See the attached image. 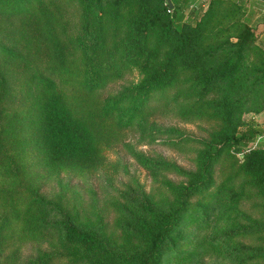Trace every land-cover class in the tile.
<instances>
[{"label":"trees","instance_id":"16d2710c","mask_svg":"<svg viewBox=\"0 0 264 264\" xmlns=\"http://www.w3.org/2000/svg\"><path fill=\"white\" fill-rule=\"evenodd\" d=\"M73 1L80 14L71 31L66 14ZM191 2L0 0V110L16 95L21 76L25 98H31L26 108L5 111L6 123L0 125V256L9 264H19L21 252L13 248L19 232H53L82 254L78 259L42 250L25 264H161L165 250L184 236L190 215L207 216L214 202L264 199V146L249 148L241 161L230 150L247 147L261 131L257 121L241 114L264 90V52L255 44L257 34L243 2L211 0L194 19L185 12ZM250 51L254 55L248 58ZM134 68L140 78L98 100L95 111L70 91L78 83L86 93L99 92ZM157 110L185 120L207 118L214 125L201 137L177 126L162 129L149 121ZM113 123L143 129L153 124L158 132L175 133L177 140L198 142L193 165L135 152L144 168L165 174L163 195L155 197L151 189L128 182L112 200V221L98 208L94 218L84 217L79 208L41 191L37 178L45 171L99 162L108 139L103 125ZM26 127L36 132L34 142L43 152L39 162L26 163L13 139L7 140L21 146ZM225 155L236 163L233 176L222 182L216 167ZM246 219L210 241L231 245L235 236H255V245L240 247L246 252L242 258L264 264V214L261 221Z\"/></svg>","mask_w":264,"mask_h":264},{"label":"rangeland","instance_id":"374dc122","mask_svg":"<svg viewBox=\"0 0 264 264\" xmlns=\"http://www.w3.org/2000/svg\"><path fill=\"white\" fill-rule=\"evenodd\" d=\"M211 0H192L191 4L185 9L186 13L191 12L192 18H198L208 7ZM243 2L245 14L248 15L249 23L256 31L255 44L264 52V0H239ZM80 14L79 7L75 1L68 4L67 8V28L74 29L75 23L78 21ZM79 21L77 23V26ZM1 36V33H0ZM256 51V49L254 50ZM254 51H250L248 58L253 57ZM39 63L44 62L39 58ZM141 74L138 69L134 68L127 72L124 77L110 82L100 91L86 93L82 85L76 83V86L70 91L73 96L84 97L82 103H85L88 110L95 111L97 109V101L101 100L105 95L117 92L124 85L131 81H137ZM21 76L14 88L15 96L14 104L12 100L6 101L4 105L5 111L9 112L13 106L18 105L20 109L26 108V102L30 97L25 98L24 78ZM22 78V79H21ZM254 96V95H253ZM264 90L260 91L255 100L247 103L250 109L243 111L241 114L244 119L253 118L259 123L261 131L255 140L250 142L247 147H241L239 150L234 146L230 148L237 158L241 161L244 152L251 147L264 146ZM151 103H154L152 100ZM5 111L0 110V125L5 124ZM150 122L159 123L162 129L169 126H177L182 129L185 134L195 137L208 135L209 129L214 125L207 118H196L194 120H185L178 118L172 114V111L160 112L155 111L150 116ZM152 120V121H151ZM108 123L110 120H106ZM104 121V123H107ZM149 122V123H150ZM212 123V125H211ZM152 127L153 124H150ZM139 128L136 126L117 127L112 124L111 127L103 125V129L108 139L105 137L103 148L101 149V158L99 162L82 169H50L45 171L44 175L37 178L40 183V189L49 198L53 200L62 199L66 205L72 209L79 208L86 216L94 218L93 210L98 208L100 212L105 213V219L112 221L114 212L112 211V200L121 193L124 186L130 182L140 184L145 191L151 189L155 197L163 195L164 184L162 179L164 173L153 174L150 170L144 168L135 157V152H143L153 157H162L174 161L179 165L189 167L193 165V157L195 156V146L198 142L192 140H177L179 137L175 133L171 136L170 132H158L154 128ZM36 132L32 127L21 129V136L25 141L21 146L16 143L14 138V149L18 150L26 163H34L42 160L43 152L39 153V147L36 146ZM174 139V140H170ZM174 141V142H171ZM20 148H22L20 151ZM39 153V154H38ZM235 160L231 156H224L217 163L218 181L227 182L229 175L233 176ZM44 172V170H42ZM167 176H174L167 173ZM238 190V187H237ZM263 197H244V199H233L227 204L214 202L213 209L209 211L207 216L190 215L184 226V236L177 243L165 250L161 264H250L252 259H243L246 254L241 251L240 247L244 244L255 245L257 238L250 235H239L231 239V245L215 244L210 241V237L215 233L229 228L233 223H246V217L250 215L261 221L264 214ZM1 209V207H0ZM252 222V221H251ZM238 225V224H236ZM57 234L49 232L48 234L19 235L15 239L14 247L19 249V264H25L28 260L33 259L35 254L44 250L45 252L62 253L64 257H81L80 250L75 247L63 245L57 238ZM251 237V238H250ZM238 247V252H232L231 248ZM0 264H9L3 255ZM89 257V256H88ZM86 260V258L83 256ZM242 258V260H241ZM79 259V258H78ZM52 264H57L52 263Z\"/></svg>","mask_w":264,"mask_h":264}]
</instances>
